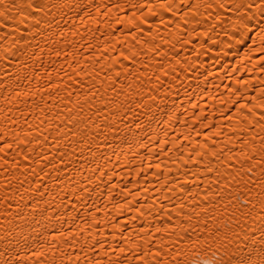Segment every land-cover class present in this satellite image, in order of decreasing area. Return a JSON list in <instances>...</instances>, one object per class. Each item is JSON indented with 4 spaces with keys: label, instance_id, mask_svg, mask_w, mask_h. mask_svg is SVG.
Returning a JSON list of instances; mask_svg holds the SVG:
<instances>
[{
    "label": "bare ground",
    "instance_id": "bare-ground-1",
    "mask_svg": "<svg viewBox=\"0 0 264 264\" xmlns=\"http://www.w3.org/2000/svg\"><path fill=\"white\" fill-rule=\"evenodd\" d=\"M250 2L4 0L0 264H264Z\"/></svg>",
    "mask_w": 264,
    "mask_h": 264
},
{
    "label": "snow or ice",
    "instance_id": "snow-or-ice-1",
    "mask_svg": "<svg viewBox=\"0 0 264 264\" xmlns=\"http://www.w3.org/2000/svg\"><path fill=\"white\" fill-rule=\"evenodd\" d=\"M4 4V0H0V5H3ZM5 7H8L5 5ZM11 8H17L19 7V5L17 4H13L10 6ZM27 7L33 9V10H36L38 8V5L36 4H32V3H29L27 5ZM247 7L249 8H256L257 10H259L260 12L264 13V0H257L256 3H249L247 5ZM0 16H3L5 18H7V13L5 12H0ZM249 19H252V17H249ZM4 27V25L0 24V28ZM261 32L264 33V28L261 29ZM262 183H264V181H262ZM249 203H251V201H249ZM260 208H261V212L264 213V200H262L260 202ZM255 209V204H253V210ZM245 217H247L248 215H250V213H244L243 214ZM261 220H264V216H261ZM246 222V221H245ZM234 234L239 236V233L238 232H235L234 231Z\"/></svg>",
    "mask_w": 264,
    "mask_h": 264
}]
</instances>
